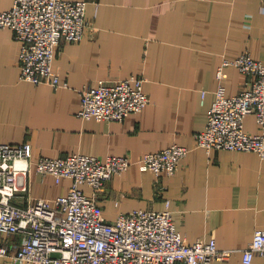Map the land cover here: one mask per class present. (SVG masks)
<instances>
[{"label":"crops","instance_id":"0c3cea01","mask_svg":"<svg viewBox=\"0 0 264 264\" xmlns=\"http://www.w3.org/2000/svg\"><path fill=\"white\" fill-rule=\"evenodd\" d=\"M85 1L83 38L62 42L53 61L57 87L21 78L20 43L11 28L0 31V142L29 141L32 160L73 153L127 156L129 169L99 192L107 220L134 209L168 207L189 242L215 238L219 249L231 250L211 264H264L262 255L245 263L242 254L255 231L264 229V157L254 151L207 152L195 137L206 128L219 84L232 96L246 80L235 65L226 66L227 77L219 79L222 61L249 51L264 62V0ZM13 2L0 0V12ZM132 75L146 79L149 103L141 112L121 121L78 115L84 85ZM245 129L259 132L254 114L245 118ZM172 144L189 148L175 174L140 168L146 153ZM71 185L34 167L30 175L33 198L53 199ZM16 202L26 201L21 195ZM16 238L0 234V244Z\"/></svg>","mask_w":264,"mask_h":264},{"label":"built area","instance_id":"2783aa9c","mask_svg":"<svg viewBox=\"0 0 264 264\" xmlns=\"http://www.w3.org/2000/svg\"><path fill=\"white\" fill-rule=\"evenodd\" d=\"M85 0H14L0 12V31L11 28L20 43L21 78L36 84H61L53 61L62 42L83 38L87 24ZM235 65L246 76L242 89L229 96L220 83L208 109L206 128L196 134L197 145L207 152L228 149L254 151L264 157V62L244 51L225 58L217 70L227 77L225 67ZM145 77L132 75L117 80H100L80 89L82 118L121 121L141 112L149 103ZM203 98L206 91L202 93ZM254 114L260 128L256 134L245 129V118ZM189 148L180 144L146 153L139 161L142 170L160 176L175 174ZM33 159L32 145L0 142V234L16 239L0 244V259L11 264H211L224 259L215 238L189 242L177 229L171 210L134 209L107 220L99 203V192L116 174L131 166L129 157L112 154L102 159L73 153ZM33 167L59 183L72 181L66 194L53 199L29 201ZM83 186H87L91 193ZM24 196L18 203L15 197ZM243 260L251 263L264 256V229L255 231L242 249Z\"/></svg>","mask_w":264,"mask_h":264},{"label":"bare ground","instance_id":"6f19581e","mask_svg":"<svg viewBox=\"0 0 264 264\" xmlns=\"http://www.w3.org/2000/svg\"><path fill=\"white\" fill-rule=\"evenodd\" d=\"M25 194V197L27 196L29 201H34V200H37V199H40V198H33L31 195H30V182H29V190L27 192L24 193ZM44 199V198H42ZM15 201H17V197H15Z\"/></svg>","mask_w":264,"mask_h":264}]
</instances>
